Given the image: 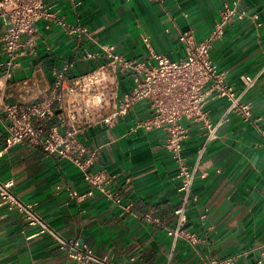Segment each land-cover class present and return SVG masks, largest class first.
Wrapping results in <instances>:
<instances>
[{
	"label": "crops",
	"instance_id": "1",
	"mask_svg": "<svg viewBox=\"0 0 264 264\" xmlns=\"http://www.w3.org/2000/svg\"><path fill=\"white\" fill-rule=\"evenodd\" d=\"M70 23L80 21L93 32L80 50H96L98 44H114L125 56L147 59L151 53L172 60L185 56L179 37L193 31L202 41L215 25L220 11L233 0H46ZM243 8L256 18L230 24L211 52L212 60L236 90L242 76L264 68V0H244ZM37 53L23 56L21 66L9 78L0 66V106L41 101L54 83V71L70 61L77 44L48 21L39 23ZM4 23L0 18V37ZM147 39V41H146ZM5 55L0 40V65ZM92 69L78 62L73 74ZM129 79L123 81L128 88ZM257 121L225 116L229 101L210 99L205 111L216 138L203 158L201 176L194 184L197 203L188 210V227L201 242L180 241L175 250L165 225L175 222L179 205L178 166L163 147L165 132L130 128L149 116L148 101L138 103L110 132L89 128L80 137L90 148L103 146L94 170L105 169L116 177L113 188L124 198L115 205L92 187L81 171L67 160L47 156L39 148L5 150L6 129L0 122V181H13L15 196L32 205L41 223L29 225L17 208L0 206V264H78L70 259L53 235L88 244L99 257L116 264H207L209 257H227L248 251L237 264H258L264 251V73L247 94ZM188 136L184 155L192 164L206 141L208 129L200 121L185 119ZM76 192L78 196H73ZM82 196V197H79ZM206 211L207 218L200 219ZM44 226H47L44 227Z\"/></svg>",
	"mask_w": 264,
	"mask_h": 264
},
{
	"label": "built area",
	"instance_id": "2",
	"mask_svg": "<svg viewBox=\"0 0 264 264\" xmlns=\"http://www.w3.org/2000/svg\"><path fill=\"white\" fill-rule=\"evenodd\" d=\"M75 2L80 6L81 2ZM244 0H233L220 11L211 33L202 41L195 39L193 31L180 35L185 56L172 60L164 54L151 53L147 59L125 56L114 44H98L96 50H80L84 41H94L93 32L80 21L70 23L66 15L48 5L46 0H0V18L4 31L0 37L5 55L1 68L9 78L21 66L23 56L37 53L41 31L39 23L48 21L54 27L74 39L78 50L74 57L54 71V83L45 91L41 101L31 104L4 103L0 106V122L6 129L5 150L14 147L39 148L47 156H57L75 165L85 181L92 187L88 195L97 190L115 205L124 198L113 188L116 177L105 169L94 170L99 163L102 148L88 147L80 135L93 127L107 132L114 129L121 119L127 117L135 106L148 101L149 116L138 120L130 132L144 130L165 132L163 143L178 166L179 205L175 210V222L165 225L159 219L146 215L165 229L171 238L173 251L180 241L195 246L201 237L188 227V210L197 203L194 184L203 165L209 143L217 135L219 125H213L205 111L210 99L226 98L229 101L226 114H236L245 122L257 121L253 117L252 103L247 94L257 85L264 68L256 74L242 76L243 87L236 90L225 74L220 72L212 60L214 44L223 39L227 27L236 22L256 18L243 8ZM147 41V39H146ZM78 62H87L92 69L84 74H73ZM129 79L128 88L123 81ZM185 119L200 121L208 129L204 145L192 164L184 155L183 143L188 136ZM264 136V129H260ZM4 151L0 152V158ZM13 181H0V206L9 210L17 208L25 214L29 225L41 223L32 205L20 201L12 191ZM73 196H78L76 192ZM82 197V196H79ZM207 218L204 211L201 220ZM47 228V226H44ZM60 249L78 264H116L108 257H99L86 243L69 240L53 233ZM248 251L227 257H209L207 264H237ZM173 253L168 264H171ZM258 264H264V251Z\"/></svg>",
	"mask_w": 264,
	"mask_h": 264
}]
</instances>
